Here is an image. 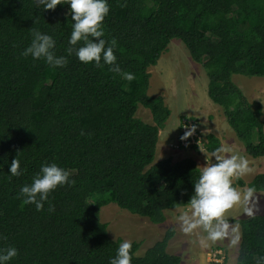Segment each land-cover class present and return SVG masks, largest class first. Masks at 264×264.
I'll use <instances>...</instances> for the list:
<instances>
[{
  "label": "trees",
  "instance_id": "obj_1",
  "mask_svg": "<svg viewBox=\"0 0 264 264\" xmlns=\"http://www.w3.org/2000/svg\"><path fill=\"white\" fill-rule=\"evenodd\" d=\"M107 2L102 38L106 46L115 41L116 63L133 73L131 81L108 65L67 55V4L41 10L34 0H0V249L18 252L8 264H108L121 242L100 222L102 207L113 203L153 224L165 221V210L189 207L201 170L189 158L154 162L170 111L162 97L147 94V69L172 39L202 64L207 97L221 108L245 154L264 157L263 107L250 104L232 82L233 75L264 77V0ZM33 29L53 37L56 55L68 61L63 68L21 55ZM138 106L150 112L152 124L135 116ZM204 139L205 152L221 148L215 136ZM14 157L23 168L19 177L8 173ZM48 163L67 170L72 184L57 186L36 211L19 190ZM231 186L264 192V173ZM234 222L241 232L236 264H264V215ZM173 235L169 228L143 256L131 242V264H180L167 252Z\"/></svg>",
  "mask_w": 264,
  "mask_h": 264
},
{
  "label": "rangeland",
  "instance_id": "obj_2",
  "mask_svg": "<svg viewBox=\"0 0 264 264\" xmlns=\"http://www.w3.org/2000/svg\"><path fill=\"white\" fill-rule=\"evenodd\" d=\"M147 72L149 74L147 94L162 97L170 111L167 123V128L170 130L163 127L160 131L154 162L170 158L171 162L175 163L190 156H196L200 166L215 162L213 156L205 154L202 142L198 144L195 151L188 150V146L180 145L181 120L186 118L196 124L195 127L203 141L207 134H216L222 146L231 149L227 155H241L248 161L249 171L239 177H233L232 183L240 179L248 184L255 174L264 173V157L254 159L245 154L243 143L227 125L221 108L207 97L208 80L202 64L191 60L187 49L179 40L172 39L157 64L149 67ZM232 82L242 91L250 104L259 103L264 111V77L233 75ZM135 116L146 124H152L150 112L141 106H138ZM190 151L195 153L191 155ZM219 155H225V153H219ZM238 193L240 201L234 204L236 206L234 210L229 208L222 214L229 225L228 235L216 241L206 240L207 246L201 244V239L207 235L203 229L197 228L191 233H184L180 227L178 217L184 213L190 215V206L165 210L163 213L165 221L162 224H153L146 218L109 203L100 209L99 220L106 224L111 239L139 243L140 247L135 253L136 256H143L147 249L161 240L165 232L172 228L174 235L168 243L167 252L178 256L181 259L180 264H236L241 232L240 226L234 222V219L244 220L252 216L264 215V192L256 194L249 191L247 187H241ZM232 217L235 218L232 219ZM233 228L236 229L235 233L232 232ZM237 235L239 239L233 244L232 240ZM215 250L222 251L223 262L209 261L208 255Z\"/></svg>",
  "mask_w": 264,
  "mask_h": 264
},
{
  "label": "clouds",
  "instance_id": "obj_3",
  "mask_svg": "<svg viewBox=\"0 0 264 264\" xmlns=\"http://www.w3.org/2000/svg\"><path fill=\"white\" fill-rule=\"evenodd\" d=\"M37 9L53 10L57 5H68L71 14V33L68 39L69 47L65 49L67 55L75 53L78 61L95 67L109 66V71L122 75L128 81L134 79L131 72H122L113 52L115 41L106 46L102 37L104 31L102 22L109 14L107 0H34ZM55 40L49 34L33 29L31 42L21 53L24 57L33 60H43L54 68H63L67 64L65 55H56ZM80 43V46L75 47ZM103 62V63H101ZM231 149L221 147L213 153L214 161L206 167H202L198 179L193 184V193L187 201L190 206V215L184 213L178 217L180 227L184 233H191L194 229L201 228L207 235L201 239V244L207 246L205 241H216L228 235L229 227L223 219V213L240 201V194L231 186L233 177H239L249 171L248 161L241 155H227ZM216 153H225L217 155ZM8 173L12 177H19L23 173L20 161L15 157L8 164ZM72 184L69 172L56 163L42 164L40 170L33 177L31 184L23 185L19 190V196L25 204H33L36 211L44 207L49 194L57 186ZM251 191V190H249ZM53 208L49 204L48 211ZM250 214V213H249ZM235 233L236 229L233 228ZM239 237L235 236L232 243H237ZM132 244L125 240L119 244L114 257L109 258L108 264H131ZM18 255L15 247L9 246L0 249V264L8 262Z\"/></svg>",
  "mask_w": 264,
  "mask_h": 264
},
{
  "label": "built area",
  "instance_id": "obj_4",
  "mask_svg": "<svg viewBox=\"0 0 264 264\" xmlns=\"http://www.w3.org/2000/svg\"><path fill=\"white\" fill-rule=\"evenodd\" d=\"M181 124V136H180V145L182 147H189V146H198L203 140L201 139L200 135L198 134V130L195 127V123L192 120L182 118ZM201 141H200V139ZM209 261L213 263H221L224 261V255L222 251L215 250L214 252L210 253Z\"/></svg>",
  "mask_w": 264,
  "mask_h": 264
},
{
  "label": "crops",
  "instance_id": "obj_5",
  "mask_svg": "<svg viewBox=\"0 0 264 264\" xmlns=\"http://www.w3.org/2000/svg\"><path fill=\"white\" fill-rule=\"evenodd\" d=\"M168 122H169V119H168V121L165 123L163 129H169V128H167V127H168V126H167V125H168V124H167ZM163 129H161V130H163ZM161 130H159V132H158V138H159V133H160ZM169 130H170V129H169ZM207 135H209V134H207ZM207 135H206V136H207ZM211 135L215 136V137L219 140L221 147H223L220 138H219L216 134L211 133ZM204 138H205V137H204ZM189 153L191 154V153H195V152L190 151ZM205 154H206L207 156H213V153H207V152H205ZM216 154L219 155V153H216ZM191 155H193V154H191ZM189 158L192 159V160H194V161H196V156H195V157H194V156H190ZM209 158H210V157H209ZM208 164H210V162H208ZM208 164H206V165L203 164L202 166H200V164L197 163V161H196V165H197V167H198L200 170L202 169V167H206ZM261 173H262V172L255 174L254 177H255L256 175H258V174H261ZM254 177H253V178H254ZM253 178H252V179H253ZM231 183H232V182H231ZM240 189H241V187H236L235 190L238 192V190H240ZM254 193L259 194L260 192H254ZM235 207H236V206L234 205V206H232V207H230V208L234 210ZM169 210H170V209H169ZM234 218H235V217H232V219H234ZM234 220H236V219H234Z\"/></svg>",
  "mask_w": 264,
  "mask_h": 264
}]
</instances>
